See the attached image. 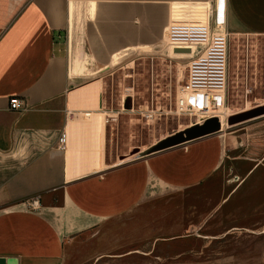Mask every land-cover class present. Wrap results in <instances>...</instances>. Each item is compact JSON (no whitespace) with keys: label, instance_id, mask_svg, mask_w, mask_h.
<instances>
[{"label":"crops","instance_id":"crops-1","mask_svg":"<svg viewBox=\"0 0 264 264\" xmlns=\"http://www.w3.org/2000/svg\"><path fill=\"white\" fill-rule=\"evenodd\" d=\"M210 19V31L263 37L264 0H0V264H67L77 239L223 169L222 132L112 162L104 112L110 69L157 48L168 26L187 35ZM180 42L173 55L198 52Z\"/></svg>","mask_w":264,"mask_h":264},{"label":"rangeland","instance_id":"rangeland-1","mask_svg":"<svg viewBox=\"0 0 264 264\" xmlns=\"http://www.w3.org/2000/svg\"><path fill=\"white\" fill-rule=\"evenodd\" d=\"M194 19L189 17L188 27H194ZM165 30L157 48L132 54L105 74L112 162L141 159L196 121L176 114L177 89L191 55H173L171 29ZM174 31L180 37V21ZM197 37L189 36L187 45ZM263 109L264 36L230 35L229 91L220 131L228 141L223 169L202 186L148 203L77 239L67 264H264V115L234 119Z\"/></svg>","mask_w":264,"mask_h":264},{"label":"built area","instance_id":"built-area-1","mask_svg":"<svg viewBox=\"0 0 264 264\" xmlns=\"http://www.w3.org/2000/svg\"><path fill=\"white\" fill-rule=\"evenodd\" d=\"M197 30L200 32H196ZM190 31L187 35L180 34V37H174L175 31L171 33L172 43L181 41L177 45H186L190 41L189 36H201L190 42L198 52L190 58L185 75L179 82L176 114L196 117L192 125L215 117L221 120V116L225 114L229 91L230 34L225 29L209 32L208 28H193ZM203 35L207 40L201 39L204 38ZM203 44L206 46L199 51ZM10 105L13 111L23 110V103L18 98L12 99ZM67 143L68 135L63 132L59 138V149L65 151ZM29 208L39 210L40 199L31 201Z\"/></svg>","mask_w":264,"mask_h":264},{"label":"water","instance_id":"water-1","mask_svg":"<svg viewBox=\"0 0 264 264\" xmlns=\"http://www.w3.org/2000/svg\"><path fill=\"white\" fill-rule=\"evenodd\" d=\"M262 115H264V109L255 110L250 113L239 115L236 116L234 119L236 120V123H238ZM221 130H222V121L219 118L215 117L208 119L202 124H195L181 132L172 134L170 137L165 138L164 140L160 141L157 145L148 149L145 153L141 155V157L144 158L149 155H153L172 148L183 146L191 142H195L197 140L217 134ZM12 263H16V262L10 261V264Z\"/></svg>","mask_w":264,"mask_h":264},{"label":"bare ground","instance_id":"bare-ground-1","mask_svg":"<svg viewBox=\"0 0 264 264\" xmlns=\"http://www.w3.org/2000/svg\"><path fill=\"white\" fill-rule=\"evenodd\" d=\"M198 124H202V122H199Z\"/></svg>","mask_w":264,"mask_h":264}]
</instances>
